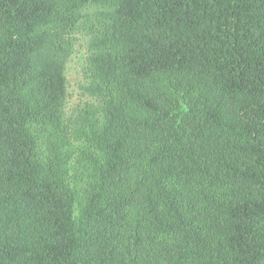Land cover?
<instances>
[{
	"label": "trees",
	"instance_id": "obj_1",
	"mask_svg": "<svg viewBox=\"0 0 264 264\" xmlns=\"http://www.w3.org/2000/svg\"><path fill=\"white\" fill-rule=\"evenodd\" d=\"M0 264H264V0H0Z\"/></svg>",
	"mask_w": 264,
	"mask_h": 264
},
{
	"label": "rangeland",
	"instance_id": "obj_2",
	"mask_svg": "<svg viewBox=\"0 0 264 264\" xmlns=\"http://www.w3.org/2000/svg\"><path fill=\"white\" fill-rule=\"evenodd\" d=\"M73 51L66 63L65 76L67 80V97L65 101V112L68 116L78 108L83 107L89 98L82 94L81 89L85 83L83 68L87 54V36L76 33Z\"/></svg>",
	"mask_w": 264,
	"mask_h": 264
}]
</instances>
